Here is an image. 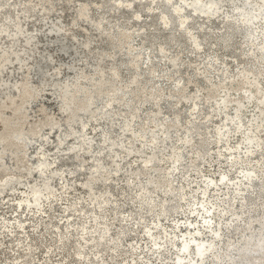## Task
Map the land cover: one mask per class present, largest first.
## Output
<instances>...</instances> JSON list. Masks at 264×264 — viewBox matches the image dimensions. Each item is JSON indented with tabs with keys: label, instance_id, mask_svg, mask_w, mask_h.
I'll return each instance as SVG.
<instances>
[{
	"label": "clouds",
	"instance_id": "clouds-1",
	"mask_svg": "<svg viewBox=\"0 0 264 264\" xmlns=\"http://www.w3.org/2000/svg\"><path fill=\"white\" fill-rule=\"evenodd\" d=\"M0 264H264V0H0Z\"/></svg>",
	"mask_w": 264,
	"mask_h": 264
}]
</instances>
